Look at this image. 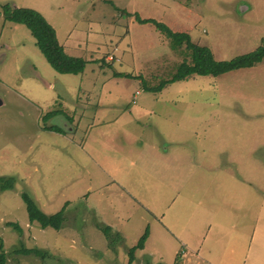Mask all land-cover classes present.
<instances>
[{"label":"rangeland","instance_id":"obj_1","mask_svg":"<svg viewBox=\"0 0 264 264\" xmlns=\"http://www.w3.org/2000/svg\"><path fill=\"white\" fill-rule=\"evenodd\" d=\"M7 7L41 14L84 72L54 70ZM134 13L217 61L264 40V0H0V176L14 180L0 249L8 264H127L148 229L132 264H264V60L145 91L191 55ZM23 191L63 208L61 227L30 222Z\"/></svg>","mask_w":264,"mask_h":264},{"label":"trees","instance_id":"obj_2","mask_svg":"<svg viewBox=\"0 0 264 264\" xmlns=\"http://www.w3.org/2000/svg\"><path fill=\"white\" fill-rule=\"evenodd\" d=\"M124 15H128L125 11ZM5 19L18 24H24L36 39V45L39 47L43 56L51 67L60 73L82 74L84 72L87 60L83 57L72 56L65 52L64 47L58 43L54 28L45 20L37 11L30 8H13L7 7L3 11ZM134 18L143 22H153L159 29L164 31L167 36L172 38L176 43L183 44L190 51L191 63H182L177 69L174 76L163 81L156 87L144 86L145 91H159L168 82L186 79L195 75L198 76H218L225 72L237 70L240 68L251 67L254 64L264 60V40L257 49L251 53L230 59L217 61L214 59L210 49L204 45L197 44L191 40L187 33H175L168 29L164 24L150 18H140L134 13ZM181 46V45H180ZM56 130H60L56 128ZM13 178L0 176V191L13 188ZM21 198L27 207L28 218L30 222H37L42 228L52 227L59 229L63 221V208L53 214H45L25 192H21ZM105 235H108V226L104 228ZM148 235V229L138 239L127 252L128 262L132 264L135 259L134 253L137 249H142L144 241ZM0 264H8L4 251L0 249ZM173 264H180V255L177 254Z\"/></svg>","mask_w":264,"mask_h":264},{"label":"crops","instance_id":"obj_3","mask_svg":"<svg viewBox=\"0 0 264 264\" xmlns=\"http://www.w3.org/2000/svg\"><path fill=\"white\" fill-rule=\"evenodd\" d=\"M130 13L131 12H133V11H129ZM133 18H134V16H132ZM141 17V16H140ZM141 18H143V17H141ZM4 58H5V56L4 55H2V56H0V62H1V60H4ZM84 59H86L87 61H89V57H86V58H84ZM88 63V62H87ZM2 101V100H1ZM1 104H3V101L1 102ZM0 104V105H1ZM74 111V113L76 114V110H73ZM79 123V122H78ZM71 124H72V131L71 132H73V131H75L76 130V128H75V126L73 125V122H71ZM77 127H78V125H77ZM137 250H142V249H137ZM178 253V252H177ZM252 257H257V255H256V253H254V254H252ZM183 257L181 256L180 257V264H182L184 261H183V259H182ZM187 260V259H186ZM188 263V261L187 262H185V264H187ZM184 264V263H183ZM212 264H214V263H212ZM223 264H231V262H223Z\"/></svg>","mask_w":264,"mask_h":264},{"label":"water","instance_id":"obj_4","mask_svg":"<svg viewBox=\"0 0 264 264\" xmlns=\"http://www.w3.org/2000/svg\"><path fill=\"white\" fill-rule=\"evenodd\" d=\"M1 102H2V101H1V99H0V104H1ZM61 121H62V120H61ZM68 125H69L68 122H64V124L62 125L63 128L61 127V128H62L61 130L65 131V132H66V131H70V132H71V131H72V127H70V126H68Z\"/></svg>","mask_w":264,"mask_h":264}]
</instances>
